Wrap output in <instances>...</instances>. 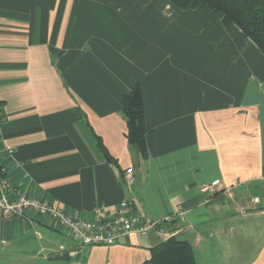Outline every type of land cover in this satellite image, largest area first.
<instances>
[{"label":"crops","instance_id":"0c3cea01","mask_svg":"<svg viewBox=\"0 0 264 264\" xmlns=\"http://www.w3.org/2000/svg\"><path fill=\"white\" fill-rule=\"evenodd\" d=\"M136 82L143 158L121 112ZM0 103V162L21 195L84 220L127 200L173 216L157 240L187 241L196 264H264V54L208 7L0 0ZM152 248L138 234L82 247L46 217H0V264H143Z\"/></svg>","mask_w":264,"mask_h":264},{"label":"built area","instance_id":"2783aa9c","mask_svg":"<svg viewBox=\"0 0 264 264\" xmlns=\"http://www.w3.org/2000/svg\"><path fill=\"white\" fill-rule=\"evenodd\" d=\"M3 120V108L0 103V122ZM7 156L14 151L10 146L5 148ZM7 168L0 162V217H25L27 214L46 217L58 222L66 228L74 241L82 247L112 246L120 237L129 234L147 236L153 231L156 234L163 225L172 224L173 216H167L161 221H148L136 210L135 204L124 200L115 212L102 217L98 211L92 220L77 219L68 215L63 209L43 200L27 198L12 188L7 181ZM124 185L132 188L135 184L133 169L127 168L123 176ZM220 184L214 180L203 187V191L212 196Z\"/></svg>","mask_w":264,"mask_h":264},{"label":"trees","instance_id":"16d2710c","mask_svg":"<svg viewBox=\"0 0 264 264\" xmlns=\"http://www.w3.org/2000/svg\"><path fill=\"white\" fill-rule=\"evenodd\" d=\"M179 8L208 7L218 14L223 24L238 27L264 54V0H168ZM121 112L126 122L128 145L142 158L146 156L144 105L138 82L121 100ZM97 146L109 162H114L100 138ZM143 264H196L194 252L187 241L168 239L153 247Z\"/></svg>","mask_w":264,"mask_h":264},{"label":"water","instance_id":"95a60500","mask_svg":"<svg viewBox=\"0 0 264 264\" xmlns=\"http://www.w3.org/2000/svg\"><path fill=\"white\" fill-rule=\"evenodd\" d=\"M147 237H148L152 247H155L159 244V242L157 240V236L153 231L149 232Z\"/></svg>","mask_w":264,"mask_h":264},{"label":"rangeland","instance_id":"374dc122","mask_svg":"<svg viewBox=\"0 0 264 264\" xmlns=\"http://www.w3.org/2000/svg\"><path fill=\"white\" fill-rule=\"evenodd\" d=\"M171 239V238H170Z\"/></svg>","mask_w":264,"mask_h":264}]
</instances>
